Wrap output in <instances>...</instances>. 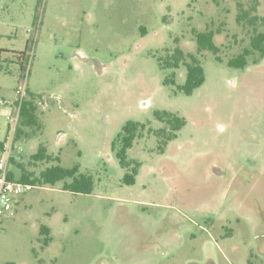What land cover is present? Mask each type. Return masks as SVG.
<instances>
[{
	"label": "rangeland",
	"instance_id": "rangeland-1",
	"mask_svg": "<svg viewBox=\"0 0 264 264\" xmlns=\"http://www.w3.org/2000/svg\"><path fill=\"white\" fill-rule=\"evenodd\" d=\"M37 3L0 0V159L38 174L57 163L32 158L45 144L95 188L21 194L0 217V264H264V58L228 65L253 35L239 15L263 16L264 0H46L42 14ZM208 29L221 61L198 50ZM34 38L22 70L16 53ZM177 47L204 67L191 95L183 65L159 64ZM23 84L42 129L15 141L7 114ZM158 110L186 119L163 150L148 130L165 126ZM131 120L147 127L128 150L140 163L129 185L117 136Z\"/></svg>",
	"mask_w": 264,
	"mask_h": 264
},
{
	"label": "trees",
	"instance_id": "trees-1",
	"mask_svg": "<svg viewBox=\"0 0 264 264\" xmlns=\"http://www.w3.org/2000/svg\"><path fill=\"white\" fill-rule=\"evenodd\" d=\"M249 15L250 14L247 11L239 15V19L248 17V23L253 29V35L251 36L249 46L245 47L238 55L229 58L228 65L230 67L245 68L249 64V58L252 56H256L254 58V63H259V61L264 58V15L260 16L254 14L250 17ZM261 28H263V30H261ZM214 36L215 32L210 29L195 32L199 52L210 51L221 61L222 58L218 56L219 47L215 43ZM28 49L29 46L27 44L26 51L16 53L22 70L25 67L24 62ZM1 53L2 51H0V54ZM159 64L162 68L177 69L181 67V65L186 68L185 83L178 86V88L187 95H191L195 89L202 86L205 82V71L201 59L197 55L191 53L185 54L180 47H177L172 54L160 57ZM165 83L176 84L175 75L172 74L167 77ZM155 116L159 121L164 123L165 126L158 129L148 128V130L159 139V148L163 150L167 143L177 138V133L186 124V119L176 112L167 110H158L155 112ZM146 127V123L131 120L126 122L121 133L117 136V158L120 166L126 170L123 180L129 185L135 184L140 163L129 159L128 150L133 146L139 133L143 132ZM33 129H42V124L38 114V104L30 96L21 104L18 125L14 135L15 141L31 137ZM0 150H4V142L1 140ZM32 158L36 161H53L57 163L47 166L38 174L27 171L21 166L22 170L20 174H17L11 169L9 171V177L22 182H31L37 186H53L62 182V188L64 190L75 193L90 194L94 191L95 182L92 174L81 172L79 165L73 167H64L60 165V157L58 155L54 156L53 154H50L45 144L39 146L37 152L32 155ZM12 162L13 164L16 163L15 158H12ZM43 232L47 235L49 234L46 228L43 229ZM49 242L50 238L48 235L45 238L44 243L45 245H48Z\"/></svg>",
	"mask_w": 264,
	"mask_h": 264
},
{
	"label": "built area",
	"instance_id": "built-area-1",
	"mask_svg": "<svg viewBox=\"0 0 264 264\" xmlns=\"http://www.w3.org/2000/svg\"><path fill=\"white\" fill-rule=\"evenodd\" d=\"M39 1V10L40 13L44 11L46 0H38ZM41 19L39 18L37 27H40ZM28 32H33V29L29 28ZM37 32V31H36ZM36 37V35H35ZM36 38L30 41L28 40L29 50L35 42ZM25 84L19 86L16 89L17 94V102H16V112L13 114L9 112L7 114V119L10 123H14L15 125L19 120V112L22 102L25 100ZM10 154L7 155L6 158L0 159V217L9 216L14 214L15 205L17 203L18 197L25 193L26 191H30L37 187V185L31 182H22L19 180L11 179L9 177V163H10Z\"/></svg>",
	"mask_w": 264,
	"mask_h": 264
},
{
	"label": "crops",
	"instance_id": "crops-1",
	"mask_svg": "<svg viewBox=\"0 0 264 264\" xmlns=\"http://www.w3.org/2000/svg\"><path fill=\"white\" fill-rule=\"evenodd\" d=\"M37 4H38V6H39V1H38V3H37ZM42 13H43V12H42ZM40 19H41V16H40ZM41 22H42V21H41ZM40 25H41V23H40ZM38 31H39V30H38ZM38 31H37V33H38ZM0 51H2V53H3V52H9V51L2 50V49H1ZM0 55H1V54H0Z\"/></svg>",
	"mask_w": 264,
	"mask_h": 264
},
{
	"label": "flooded vegetation",
	"instance_id": "flooded-vegetation-1",
	"mask_svg": "<svg viewBox=\"0 0 264 264\" xmlns=\"http://www.w3.org/2000/svg\"><path fill=\"white\" fill-rule=\"evenodd\" d=\"M247 263H248V264H250V262H249V261H248Z\"/></svg>",
	"mask_w": 264,
	"mask_h": 264
}]
</instances>
